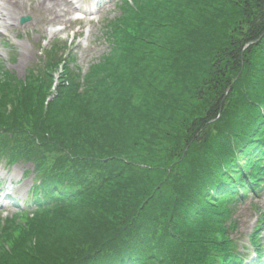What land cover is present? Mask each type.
<instances>
[{"label": "trees", "instance_id": "obj_1", "mask_svg": "<svg viewBox=\"0 0 264 264\" xmlns=\"http://www.w3.org/2000/svg\"><path fill=\"white\" fill-rule=\"evenodd\" d=\"M202 1L122 0L83 75L68 42L22 79L2 72L0 162L35 179L29 210L0 219V264H260L229 231L264 186V0H212L235 13L210 65ZM192 91L189 122L174 112Z\"/></svg>", "mask_w": 264, "mask_h": 264}, {"label": "rangeland", "instance_id": "obj_2", "mask_svg": "<svg viewBox=\"0 0 264 264\" xmlns=\"http://www.w3.org/2000/svg\"><path fill=\"white\" fill-rule=\"evenodd\" d=\"M6 1L0 0V10L4 13H7L6 8L8 9ZM24 1L27 4L30 3L29 0ZM31 1L37 2V0ZM121 1L53 0L46 4V20L41 23L37 22L34 14L26 12L21 16H29L31 20L23 25L19 22L21 16L15 20H9L6 26L1 24L0 76L2 72L9 71L16 78L22 79L31 67L37 66L45 59L44 52L49 46L55 43L62 45L65 42L72 43L70 45L72 62L69 65H75L83 75L87 72L89 65L100 60L101 55L109 49L105 31L107 23L121 14ZM202 2L206 3L202 5L206 15L209 14L214 18L212 21L214 30L210 31L212 42L204 50L206 55L201 59V62L210 65L214 56L225 47L228 37L232 36L233 26L231 24L235 10L225 11L224 8L229 7L228 3L216 4L212 0ZM160 39L164 43L166 37L162 35ZM61 71L60 66L54 74H60ZM187 82L191 87L193 86L191 79ZM179 101H181L182 111L174 113L177 118L186 119L189 122L196 117L197 113L199 114L204 104V100L198 99L194 91L184 92ZM161 125L164 124L161 123ZM174 126L178 127V124L174 123ZM165 131H169V127L166 126ZM168 151L167 146L160 145V143L149 149V153L158 155H163ZM30 168L29 164L16 163L10 166L6 161H1L0 219L11 217L17 211L29 210L27 200L35 179L33 173L25 176V172ZM124 172L127 176L131 174L125 170ZM232 218L235 221V227L230 229L229 235L236 244L237 252L249 262L257 261L256 254H254L255 247L250 237L255 233L264 251V188L258 193L251 192L245 199H241L233 209ZM20 219L23 221V217ZM261 264H264V258Z\"/></svg>", "mask_w": 264, "mask_h": 264}, {"label": "bare ground", "instance_id": "obj_3", "mask_svg": "<svg viewBox=\"0 0 264 264\" xmlns=\"http://www.w3.org/2000/svg\"><path fill=\"white\" fill-rule=\"evenodd\" d=\"M30 3L27 4L24 0H7L6 5L8 7L7 13L2 12L0 10V25L6 26L9 20H15L22 14L26 12H30L36 16L37 22H43L46 20V11L47 6L46 4L49 1L53 0H37V2H33L29 0ZM68 2V0H65ZM100 0H98L99 2ZM69 3H67L68 5ZM71 5V3L69 4Z\"/></svg>", "mask_w": 264, "mask_h": 264}, {"label": "water", "instance_id": "obj_4", "mask_svg": "<svg viewBox=\"0 0 264 264\" xmlns=\"http://www.w3.org/2000/svg\"><path fill=\"white\" fill-rule=\"evenodd\" d=\"M28 20H29V17H23L22 20H21V22H22V23H25V22H27Z\"/></svg>", "mask_w": 264, "mask_h": 264}]
</instances>
